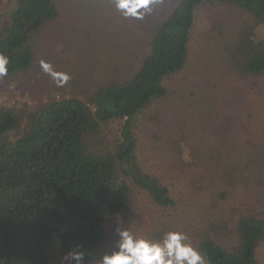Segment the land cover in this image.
<instances>
[{"label": "rangeland", "instance_id": "1", "mask_svg": "<svg viewBox=\"0 0 264 264\" xmlns=\"http://www.w3.org/2000/svg\"><path fill=\"white\" fill-rule=\"evenodd\" d=\"M53 1L58 16L31 36L29 67L0 77V105L26 110L54 98L83 100L100 84L129 78L156 22L180 0H157L142 17L121 15L113 0ZM13 2L0 0V35ZM252 22L250 14L223 3L195 9L186 63L162 79L165 94L131 121L132 165L158 177L174 205H157L128 181L131 204L110 219L90 264L112 252L120 230L155 240L180 231L195 247L203 234L221 241L234 237L243 214L264 219V72L245 75L230 63L237 30ZM65 74L70 78L62 82ZM124 122L100 124L84 136L85 151H112ZM50 256L55 264H71ZM256 256L264 264V241Z\"/></svg>", "mask_w": 264, "mask_h": 264}, {"label": "trees", "instance_id": "2", "mask_svg": "<svg viewBox=\"0 0 264 264\" xmlns=\"http://www.w3.org/2000/svg\"><path fill=\"white\" fill-rule=\"evenodd\" d=\"M213 2L252 16V24L237 30L230 63L242 74H262L264 0H180L156 22L148 50L129 78L100 84L83 100L54 98L26 110L0 105V264H55L50 253L70 251L83 253L81 264H90L110 219L131 204L128 181L157 205H174L158 177L132 165L131 121L165 94L162 79L186 63L195 9ZM8 16L0 35V54L9 58L5 77L29 67L31 36L42 32L58 9L53 0H14ZM114 119L125 122L112 151L87 153L84 136ZM263 241L264 219L251 213L238 218L234 237L221 241L203 234L195 248L207 264H257Z\"/></svg>", "mask_w": 264, "mask_h": 264}, {"label": "clouds", "instance_id": "3", "mask_svg": "<svg viewBox=\"0 0 264 264\" xmlns=\"http://www.w3.org/2000/svg\"><path fill=\"white\" fill-rule=\"evenodd\" d=\"M157 0H113V4L121 15L136 17L151 12V6ZM126 9L124 12L122 10ZM137 10H142L137 12ZM44 69L50 66L41 62ZM9 58L0 54V77L8 74ZM70 77L65 74L62 82ZM120 237L112 252L102 256L99 264H207L206 258L190 242L189 237L180 231H169L159 240L137 237L130 230L118 231ZM84 255L81 252L70 251L63 257L64 261L76 260L81 264Z\"/></svg>", "mask_w": 264, "mask_h": 264}]
</instances>
